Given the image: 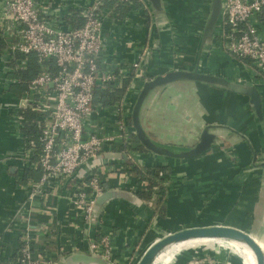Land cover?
Masks as SVG:
<instances>
[{"label":"crops","instance_id":"crops-1","mask_svg":"<svg viewBox=\"0 0 264 264\" xmlns=\"http://www.w3.org/2000/svg\"><path fill=\"white\" fill-rule=\"evenodd\" d=\"M60 1L55 0L61 4ZM70 1L74 2V6L81 8V5H87L91 0ZM107 10L112 11L109 8ZM122 10L120 8L118 10L120 12L119 21L130 18L128 27L123 25L122 29L118 25V28L111 29L107 23L105 29L106 40L115 60L123 63L135 62L144 48L148 46L150 39L157 40L160 47L164 45V49L171 47L195 60L200 33L186 35L188 19H184L185 23L176 27L178 35L185 41L175 44L173 40L169 46L171 41L169 34L161 36L156 28H154L153 35L147 32L146 19L140 11H132L124 7ZM262 13V17L260 15L258 18L259 24L256 26L264 38V11ZM202 26L203 23H201ZM123 32H127L128 37H124ZM192 49V53H188V50ZM163 51L165 54L162 48L161 51H155L152 59L146 62L147 76L160 75L171 69V56H164ZM165 57L167 61L164 60ZM11 64L5 59L4 53H1L0 264H14L19 244L18 234L21 232H27L42 254L46 257L54 256L56 261L61 256L72 252L88 253L90 252L86 243L88 234L83 231L81 236L79 231L73 228V224L78 225L79 221L69 211L63 197L54 198L48 194L45 199L46 203L43 205L41 198L35 199L31 203L35 209L31 219L27 212H20L22 205L26 203L27 196V190L21 188H26L31 182H38L40 175L36 171L23 168L17 161L25 134L24 122L20 127L11 106L16 104V99L23 92L24 86L7 83L8 79H14L13 75L8 72ZM205 72L228 79L236 76L249 78L239 68L236 70L234 63L219 53L209 55ZM130 79L124 96L128 99L132 110L138 87L133 85V79ZM256 87L261 97L262 123L255 120L246 97L221 92L193 82H174L150 93L140 112V125L155 144L172 149L188 150L198 143L200 135L207 127L215 135V141L208 152L189 160L158 157L143 149L142 152L129 151L124 154L119 151L120 145L112 152H107L116 155L123 154L126 159L121 161L120 158L118 162H112L111 165L115 167L102 173L104 174L102 177L103 192L115 189L132 193L140 198L139 193L143 192L144 184L137 182L132 165L141 170L164 167L169 168L170 171L168 175L161 176L166 188L163 215L153 208L161 199L156 189L153 190L149 202L140 198L146 203V207L129 206L121 201H113L104 207L92 238L99 240L103 236L109 239L112 250V257L108 260L110 263L136 264L141 253L153 241L152 237L157 233L158 238L160 231L169 232L181 227L206 225H229L246 229L248 215L253 214V209L255 213L256 205L264 198L261 196L262 189H264V172L251 169L253 163L264 162V85L259 84ZM178 88L193 93L190 95L197 98V102L195 104H173L177 101L173 90ZM186 98L187 95L180 97V101H185ZM176 105L179 106L177 109ZM176 110L179 112L175 119L177 126L181 130L187 125L193 128L192 133L196 136V141L191 145L184 142L178 144L165 142L152 132L155 124L164 123L163 120L170 118L171 113ZM130 113L127 115V123L129 120L128 126L132 128ZM94 117L99 126L108 127L110 125L114 128L116 119L107 113H97ZM132 137L134 136L131 134V140ZM132 141H134L133 147L138 146L135 137ZM130 153L139 155L141 157L139 162L134 160ZM246 170L250 173L248 178L243 182L239 181L238 177ZM75 183L76 180L71 181L67 188L71 190ZM261 215H264V210ZM261 223L258 222L255 229L263 233H257V236L264 238V217ZM53 230H56V233H53ZM259 239H257L258 244L264 251V242ZM74 247L77 250H73ZM71 248L72 251H70ZM206 256L215 258L217 264H248L241 260L243 257H234L235 255L231 252L218 249L176 254L161 264H187L193 260H204Z\"/></svg>","mask_w":264,"mask_h":264},{"label":"built area","instance_id":"built-area-1","mask_svg":"<svg viewBox=\"0 0 264 264\" xmlns=\"http://www.w3.org/2000/svg\"><path fill=\"white\" fill-rule=\"evenodd\" d=\"M113 1L148 17L147 32L153 35L154 25L144 0H91L81 8L70 0H61V4L55 0H0V32L7 45L4 56L12 63L8 72L27 71L30 57L35 58L38 66L36 75L30 79L23 76L7 81L24 86L16 104L11 106L17 123L23 126L19 114L28 111L35 115L38 131L35 141L23 137L22 150L17 157L23 168L40 175L38 182L21 188L27 190V196L20 212H27L31 219L35 210L31 203L35 199L41 198L43 205L48 194L63 197L69 211L79 221L73 228L81 236L83 231L88 234V250L107 260L112 257L109 239L89 237L87 227L93 203L103 193L102 173L115 166L112 162L105 163L88 172L81 181L75 176L90 159L112 152L118 145H131L133 130L127 124V115L131 112L128 99L124 96L121 102L106 106V100H102L99 93L122 88L123 81L129 77L139 91L149 77L143 66L147 53L153 56L162 48L155 44L157 40L150 39L135 62L115 60L105 36L107 23L111 29L118 25L123 29L130 18L119 21L117 14L107 10L106 6ZM168 1H162L165 13ZM263 11L264 0H223L209 52V55L222 54L234 63L236 70L239 68L246 73L255 86L264 85V38L256 26ZM207 13H202V20ZM77 18L81 23H67L69 19L74 23ZM200 20L188 22L186 35L200 33ZM167 25L170 45L173 40L175 44L185 41L168 17ZM123 33L128 37L127 32ZM187 59V54L174 52L170 68L182 69L180 66L188 64L186 69L189 68L191 60ZM246 60L248 64H244ZM102 112L116 119L114 128L98 125L94 116ZM73 180L76 183L70 190L67 185ZM18 235L14 264H54V256L43 255L27 232Z\"/></svg>","mask_w":264,"mask_h":264},{"label":"water","instance_id":"water-1","mask_svg":"<svg viewBox=\"0 0 264 264\" xmlns=\"http://www.w3.org/2000/svg\"><path fill=\"white\" fill-rule=\"evenodd\" d=\"M162 1L163 0H144L148 10L150 11L154 28H156L161 36H166L169 32L167 17ZM222 8L223 0H209L208 13L200 31V41L198 43L197 53L192 69H173L143 81L136 96L129 119L132 123V135L138 142V146L142 147L145 152L158 157H165L174 160H189L197 158L208 152L215 141V135L211 133L209 131V127H207L200 135L199 141L194 147L188 150H178L155 144L143 131L140 125V112L147 97L155 89L178 81L193 82L221 92L244 96L248 99V104L253 112L255 120L262 123L261 97L257 87L249 78L236 76L232 79H228L205 72L211 43ZM158 43V41L155 42L157 45ZM149 59H152V56L150 53H147L143 62L144 67ZM130 156L138 162L141 159L139 155L134 153H130ZM120 158L121 161L126 159L125 155H116L114 153H105L95 159H90L78 170L75 178L77 181H81L88 172L105 163L118 162ZM251 169L264 172V162L253 163ZM249 174L250 173L247 170L242 172L238 177V180H241V182L245 181ZM113 201H121L134 207H146V203L132 193L115 189L104 191L95 199L93 203L87 227L89 237L92 238L94 236L97 221L102 214L104 207ZM160 233V236L153 240L141 253L136 264H154L156 259L166 249L186 241L199 239L221 240L241 245L244 244V246H246L253 254L256 264H264L263 249L258 244L257 239L243 227L239 228L229 225L191 226L181 227L169 232L164 231ZM54 264L112 263H110L103 256L96 255L92 252H72L65 256H61Z\"/></svg>","mask_w":264,"mask_h":264},{"label":"trees","instance_id":"trees-1","mask_svg":"<svg viewBox=\"0 0 264 264\" xmlns=\"http://www.w3.org/2000/svg\"><path fill=\"white\" fill-rule=\"evenodd\" d=\"M209 1V0H208ZM109 4V3H108ZM209 4V2H208ZM208 4H207V0H169L168 1V8L166 10L167 13V17L173 22V25H175L177 28L178 26L180 27L182 25V23L184 22V19H188L189 22L190 21H195V20H200L201 23H204L202 20V13L208 12ZM107 8L112 9V12H114L115 14L118 15L119 13V17H120V12L118 11L119 8L122 10L123 6H121L120 4L116 3V2H110L109 5H107ZM137 10H139V6L136 5ZM123 11V10H122ZM121 11V12H122ZM263 14V13H262ZM261 14V17H262ZM146 19L145 24L147 25V27L150 24V19L148 17H144ZM193 19V20H191ZM67 23L71 24V25H76L81 23L80 19H76V22L73 23L72 20H68ZM187 41V38H186ZM189 41V39H188ZM170 46V43L168 44ZM164 45H162V49L165 50V54L163 51L164 56L168 57L171 56L169 55V51L171 49V47H168L166 49L163 48ZM6 49V44L5 41L2 38V33L0 32V54L4 53V50ZM173 49V48H172ZM192 50H188V53H192ZM174 52H179L178 50H174L173 49V53ZM172 53V54H173ZM181 53V52H180ZM17 60L21 59L20 56H15ZM164 58L165 61H167V58ZM244 64H248L249 62L243 61ZM189 65V64H188ZM180 66L182 69H186V66ZM187 69H192V68H187ZM38 71V66L36 65V61L35 58L30 57V59L28 60V70L27 71H19L16 73H13V77L14 79L18 78L20 79L23 76H26L28 79H30L31 77H33L34 75H36ZM156 76L151 75L150 77ZM130 78H127L123 81V86L120 89H114L113 92L109 93V91L107 92H101L99 93V96L101 97L102 100H106V102H104V104L106 106H110L111 104L115 103V102H121L124 93H125V89L127 88L129 82H130ZM23 86V85H21ZM20 117H22L23 122H24V137L26 139H31L32 141H35L37 139L38 136V131L36 129L35 125V115L31 114L28 111H21L19 114ZM128 123H130V121L128 120ZM127 123V124H128ZM134 139V137H132ZM132 139V140H133ZM131 140V146L128 145L127 143H124L123 145H120L119 147V151L123 152L124 154H127L129 151H136V152H142V147H138L136 145H133V142ZM133 166V173L136 175V179L138 183H142L144 184V190L142 193H139V196L142 200H144L145 202H149L151 200V197L153 195V190H158L159 194L161 196V199H159L156 204L153 206L154 210L157 211V213L163 215L164 213V204H163V199L165 197V193H166V188L164 187L163 184V179H161V176H163V174L168 175L170 173L169 168H164V167H155L152 169H147V170H141L139 168H137L136 166ZM28 172V171H26ZM132 172V171H130Z\"/></svg>","mask_w":264,"mask_h":264},{"label":"rangeland","instance_id":"rangeland-1","mask_svg":"<svg viewBox=\"0 0 264 264\" xmlns=\"http://www.w3.org/2000/svg\"><path fill=\"white\" fill-rule=\"evenodd\" d=\"M172 52H173V49H170L169 55L173 56ZM189 59L191 60L190 68H192V66H193L192 61L193 60H192V58H189ZM189 59H187V60H189ZM177 68H180V67H177ZM170 70H173V69H170ZM150 78L151 77H147L146 80H148ZM173 91L175 94L174 96L177 97L176 103H173V104H180V105H182L184 103L195 104L197 102V100H196L197 98L190 95L193 93H189L187 91H184L181 88H178V89L173 90ZM172 92H171V94H172ZM186 95H187V98L185 99V101H180V97H183ZM178 107H179L178 105L175 106L176 109ZM178 113H179L178 110H176L173 113H171V115L169 116L170 118L163 120L164 123L155 124L152 127V132H154L158 138H160L161 140H163L165 142L169 141V142H173L176 144L184 142L187 145H191L196 141V136L193 135V133H192L193 128L191 125H187L181 130V128L179 126H177V122L175 121ZM262 191H263V193L261 194V196L264 197V189H262ZM263 210H264V198L260 203H258V205H256L255 213H254V209H253V212H252L253 214L252 215L249 214L247 217V224H246L247 227L245 230L247 232H249L250 234L253 233L255 236H257V233L263 234L260 231H258L257 229H255V226L257 227L258 222H259V224H262L261 219L264 217V215L262 216L261 212ZM252 225H254V226L252 227ZM160 232H163V231H160ZM160 232H158L159 236L161 234ZM152 238H153L152 240H155L157 238V233H155V235ZM256 238L257 239L260 238L259 240H262L264 242L263 237L257 236ZM190 245H192V244H190ZM218 250H222V249H218ZM181 253H186V252L182 251V252H180V254ZM187 253L191 254V252H187ZM234 257H236V256H234ZM212 258L209 256H206L204 260H201V261L193 260V261L188 262L187 264H217L216 259L215 258L212 259Z\"/></svg>","mask_w":264,"mask_h":264},{"label":"bare ground","instance_id":"bare-ground-1","mask_svg":"<svg viewBox=\"0 0 264 264\" xmlns=\"http://www.w3.org/2000/svg\"><path fill=\"white\" fill-rule=\"evenodd\" d=\"M189 243V244H188ZM192 244V245H190ZM203 249H222L226 252H231L236 257H243L241 260L248 262V264H256V260L251 251L241 244L232 242H225L221 240H210V239H199L186 241L177 245H174L166 249L154 262V264H161L166 261L169 257H172L180 252H195ZM183 254V253H181Z\"/></svg>","mask_w":264,"mask_h":264}]
</instances>
